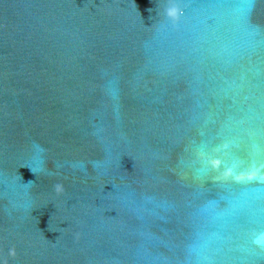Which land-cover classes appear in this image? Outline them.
I'll use <instances>...</instances> for the list:
<instances>
[{
  "label": "water",
  "instance_id": "obj_1",
  "mask_svg": "<svg viewBox=\"0 0 264 264\" xmlns=\"http://www.w3.org/2000/svg\"><path fill=\"white\" fill-rule=\"evenodd\" d=\"M0 264H264V0H0Z\"/></svg>",
  "mask_w": 264,
  "mask_h": 264
}]
</instances>
